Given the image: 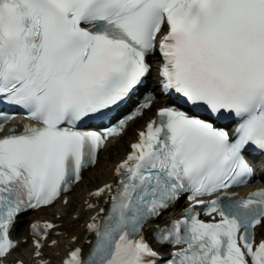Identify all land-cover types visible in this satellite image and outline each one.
I'll return each instance as SVG.
<instances>
[{
	"label": "snow or ice",
	"instance_id": "6c2138e0",
	"mask_svg": "<svg viewBox=\"0 0 264 264\" xmlns=\"http://www.w3.org/2000/svg\"><path fill=\"white\" fill-rule=\"evenodd\" d=\"M0 106V264L20 218L153 109L116 184L90 193L110 207L86 225L87 254L70 246L61 264H264V188L230 194L264 179V0H0ZM5 108L30 123L5 131ZM184 198L150 242L147 226ZM57 227L29 225V264H51Z\"/></svg>",
	"mask_w": 264,
	"mask_h": 264
},
{
	"label": "bare ground",
	"instance_id": "6f19581e",
	"mask_svg": "<svg viewBox=\"0 0 264 264\" xmlns=\"http://www.w3.org/2000/svg\"><path fill=\"white\" fill-rule=\"evenodd\" d=\"M149 114V113H148ZM145 115L144 119L137 120L133 125H131L125 134L114 144L108 146L99 156L98 161L95 167L88 171L83 180L77 185V187L73 190L69 197V203L67 207H62L57 205L54 208H48L42 211L37 212L36 214L29 215L25 219H23L20 225L24 222V220H30L34 218H43V219H51L55 220L54 216L56 213L61 211H65L67 208L76 206L80 204V208L83 207V196L91 191H94L98 187L103 184L109 183L112 181V170L114 165L123 158L125 152L128 150V145L131 141L135 139V130L143 127L146 120H148L149 116ZM153 115V114H152ZM83 213L81 212L80 215ZM64 229L66 232H69L71 229V234L77 236L78 241H81L83 236V229L79 227H75L71 217L66 216L64 219ZM258 234L264 237V229H258ZM19 237V236H18ZM61 243H65L66 240L64 236L57 238ZM26 252V249H20V252ZM58 250H47L45 253L47 256L51 257L53 260L57 259L54 256V253ZM21 255L17 252H14L11 259H18Z\"/></svg>",
	"mask_w": 264,
	"mask_h": 264
}]
</instances>
